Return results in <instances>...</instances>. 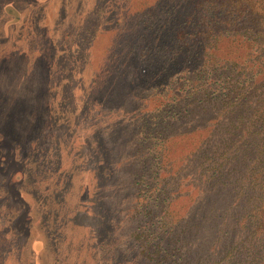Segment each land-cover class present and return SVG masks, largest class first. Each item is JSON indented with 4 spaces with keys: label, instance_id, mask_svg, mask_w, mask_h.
<instances>
[{
    "label": "rangeland",
    "instance_id": "obj_1",
    "mask_svg": "<svg viewBox=\"0 0 264 264\" xmlns=\"http://www.w3.org/2000/svg\"><path fill=\"white\" fill-rule=\"evenodd\" d=\"M163 1L0 0V264H214L241 238L240 136L176 48L142 61Z\"/></svg>",
    "mask_w": 264,
    "mask_h": 264
},
{
    "label": "trees",
    "instance_id": "obj_2",
    "mask_svg": "<svg viewBox=\"0 0 264 264\" xmlns=\"http://www.w3.org/2000/svg\"><path fill=\"white\" fill-rule=\"evenodd\" d=\"M158 9L165 15L145 38L150 47L142 61H156L149 43L159 49L158 59L176 48L164 65H174L182 79L190 72L183 91L197 104L215 107L208 121L224 118L229 147L235 135L243 145L239 212L230 213L226 232L227 239L234 230L241 238L229 240L214 264H264V0H164ZM170 71L164 67L162 80Z\"/></svg>",
    "mask_w": 264,
    "mask_h": 264
}]
</instances>
